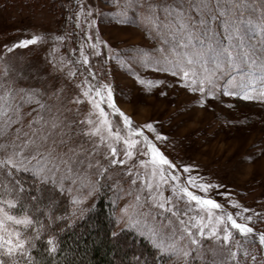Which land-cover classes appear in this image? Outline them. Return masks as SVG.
I'll list each match as a JSON object with an SVG mask.
<instances>
[{
    "label": "snow or ice",
    "instance_id": "obj_1",
    "mask_svg": "<svg viewBox=\"0 0 264 264\" xmlns=\"http://www.w3.org/2000/svg\"><path fill=\"white\" fill-rule=\"evenodd\" d=\"M125 7L131 16L149 19V34L160 45L142 53V60L140 50L120 57L98 32L93 36L91 29L97 23L92 19L97 15L93 8H87L83 20L88 31L80 33L84 40L78 46V60L65 66L53 58L41 69L23 61L7 62L4 57L0 264H35L31 257L38 247L59 254L58 235L64 229L58 222L67 228L73 218L83 219L84 199H94L105 184L115 194L111 239L127 247L123 237L130 235L153 250L151 261L143 259V253H134L128 264H157L165 259L169 264H264V232L250 226L264 213L252 212L221 192L236 209L226 210L210 195L223 186L207 181L191 163L173 162L163 150L168 136L151 121L137 125L118 107L113 86L103 76V61L99 71L91 63L93 56L101 58L107 49V59H118L121 67L130 66V72L140 66L170 74L175 86L198 93L200 106L217 97L264 99V0H125ZM84 11L82 5L75 14L77 28ZM252 19L260 22L259 39L254 42L246 41L241 30ZM39 40L38 35L19 39L5 46L6 52L28 48ZM237 70L238 81L233 75ZM137 80L143 84L139 76ZM129 162L133 167L127 166ZM114 166L124 169L115 175L130 182L128 191L120 179L113 181ZM85 173L95 176L87 185ZM78 189L83 196L72 200L74 211L61 209V200ZM121 193L131 199L122 200ZM61 211L66 214L58 215ZM217 248L228 250L225 259H217Z\"/></svg>",
    "mask_w": 264,
    "mask_h": 264
},
{
    "label": "rangeland",
    "instance_id": "obj_2",
    "mask_svg": "<svg viewBox=\"0 0 264 264\" xmlns=\"http://www.w3.org/2000/svg\"><path fill=\"white\" fill-rule=\"evenodd\" d=\"M82 5L85 11L80 17L81 27L77 28L75 14ZM87 8H93L97 13L92 17L97 21L91 29L93 36L98 32L99 38L107 41L120 57L135 55L140 50L139 59L142 60V53H150L152 48L160 46L149 34V19H137L128 14L125 0H0V71L4 69L5 56L7 62L23 61L41 69H46L47 61L53 58L65 66L70 60H78V46L84 40L80 33L88 31L87 24L83 23L88 14ZM241 30L246 41L254 42L259 39L260 22L252 19L251 23L243 24ZM31 35H38L41 40L28 48L6 52L5 46ZM57 36L65 39L58 41L55 39ZM73 49L76 51L73 52ZM107 57L108 50L104 49V56H93L91 63L99 71V62L103 61V76L113 86L117 106L130 115L137 125L151 121L159 131L165 133L168 141L163 150L173 162L191 163L207 181L221 184L223 187L214 189L210 195L224 204L226 210L234 212L236 209L227 204L226 198L220 195L221 192L229 193L231 199L252 212L264 213V99L244 101L234 97H217L210 99L207 106H200L196 100L198 93L175 86L170 74L164 75L140 66L130 72V66L121 67L118 59L109 61ZM74 66L83 70L80 65ZM233 75L238 81L239 70ZM137 76L143 80V84L137 80ZM157 79L164 83H156ZM127 166L133 167V162H129ZM123 170L120 166H114L110 175H113V181L120 179L121 187L128 191L130 182L115 175ZM140 171L143 175L144 170ZM91 179H95L92 173L83 175L85 185ZM136 187L138 189L139 184ZM99 194H107L111 201L115 198L114 190L109 184H105ZM165 195L171 193L166 192ZM82 196L83 190L78 189L69 196V200L72 202ZM98 196L84 199L80 207L83 215ZM121 197L122 200L131 199L124 198L123 193ZM179 210H184L183 202H180ZM71 211H74L73 205ZM114 219L115 217L112 220ZM89 226L93 230L94 225ZM250 226L257 233L264 232V215L254 219ZM82 231L83 229L75 227L74 236L81 237ZM253 239L248 238L249 241ZM133 240L135 243H132ZM237 240L245 244L239 235ZM123 241H127L129 245L125 247L124 244L129 260L134 253H143V259H152L147 257L149 255L141 247V244L148 245L147 242L130 235L123 237ZM245 246L251 250V245ZM205 248H208V244ZM216 251L218 260H223L228 255L226 249L217 248ZM259 258L258 255V261ZM240 259H244L242 250ZM248 260L251 261V256ZM163 264H169V261L165 259Z\"/></svg>",
    "mask_w": 264,
    "mask_h": 264
},
{
    "label": "trees",
    "instance_id": "obj_3",
    "mask_svg": "<svg viewBox=\"0 0 264 264\" xmlns=\"http://www.w3.org/2000/svg\"><path fill=\"white\" fill-rule=\"evenodd\" d=\"M71 203L69 196L63 198L60 208L71 212ZM113 207L107 194L103 196L99 194L83 219L73 218L74 223L67 228H64V223L58 222L60 228L64 229L58 235L59 254H51L43 247H38L33 250L31 259L35 261V264H124L128 262L129 254L124 248V243H116L110 237V232L114 229ZM65 214L63 211L58 213V215ZM90 224L94 225L93 230H90L92 227L89 226ZM75 227L83 229L81 237L74 236ZM141 247L145 254L149 255L147 257L152 258L153 250L145 244H141ZM157 262L163 264L159 260Z\"/></svg>",
    "mask_w": 264,
    "mask_h": 264
}]
</instances>
